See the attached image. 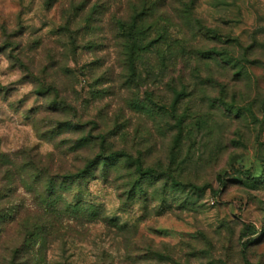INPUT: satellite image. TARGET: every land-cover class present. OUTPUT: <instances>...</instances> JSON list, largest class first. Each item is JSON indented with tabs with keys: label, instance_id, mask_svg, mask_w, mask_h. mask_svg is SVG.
<instances>
[{
	"label": "rangeland",
	"instance_id": "1",
	"mask_svg": "<svg viewBox=\"0 0 264 264\" xmlns=\"http://www.w3.org/2000/svg\"><path fill=\"white\" fill-rule=\"evenodd\" d=\"M151 3L179 59L130 69L118 21ZM56 145L65 170L118 153L82 191L100 215L26 252L1 225L0 264H264V0H0V163Z\"/></svg>",
	"mask_w": 264,
	"mask_h": 264
},
{
	"label": "trees",
	"instance_id": "2",
	"mask_svg": "<svg viewBox=\"0 0 264 264\" xmlns=\"http://www.w3.org/2000/svg\"><path fill=\"white\" fill-rule=\"evenodd\" d=\"M176 25L171 22L168 11L163 13L162 8L154 3L137 12L131 21L119 20L117 37L123 50L122 61L130 69L142 56L153 53L160 56L164 65L173 60L178 61L179 42L173 41L171 32V28ZM187 48L183 44V58L188 57ZM215 53L201 50L197 54L203 60L212 58ZM83 140L88 146L94 137L85 135ZM59 150L60 146L56 145L55 152L47 156L36 152L20 163H0V173L7 168L5 175H0V227L16 223L21 228L23 244L20 250L23 252L41 247L51 235L47 227L57 221L89 224L100 215L95 205L83 198L82 191L86 186L87 175L95 170L99 160L107 161L118 153L105 154L103 149L95 158L86 159L84 165L65 170L56 164ZM109 166L105 171L109 172ZM137 172L141 176L156 173L154 169H144L142 166L138 167ZM176 184L180 183L176 181ZM17 191H21L23 196L17 195ZM14 196L21 199L19 205L11 204ZM26 202L32 203L29 208H26Z\"/></svg>",
	"mask_w": 264,
	"mask_h": 264
},
{
	"label": "built area",
	"instance_id": "3",
	"mask_svg": "<svg viewBox=\"0 0 264 264\" xmlns=\"http://www.w3.org/2000/svg\"><path fill=\"white\" fill-rule=\"evenodd\" d=\"M213 203V202H212Z\"/></svg>",
	"mask_w": 264,
	"mask_h": 264
}]
</instances>
